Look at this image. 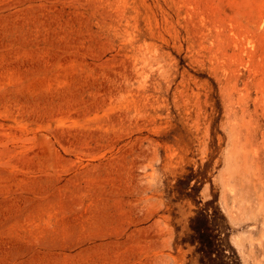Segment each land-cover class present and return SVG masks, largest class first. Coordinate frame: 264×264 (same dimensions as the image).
<instances>
[{
	"label": "rangeland",
	"instance_id": "rangeland-1",
	"mask_svg": "<svg viewBox=\"0 0 264 264\" xmlns=\"http://www.w3.org/2000/svg\"><path fill=\"white\" fill-rule=\"evenodd\" d=\"M0 264H264V0H0Z\"/></svg>",
	"mask_w": 264,
	"mask_h": 264
},
{
	"label": "trees",
	"instance_id": "trees-1",
	"mask_svg": "<svg viewBox=\"0 0 264 264\" xmlns=\"http://www.w3.org/2000/svg\"><path fill=\"white\" fill-rule=\"evenodd\" d=\"M195 231L199 234L200 233V230L198 229V228H196L195 229ZM199 236H200V234H199ZM203 246V249L206 247V246H204V244L202 245ZM207 250V249H206ZM208 251V250H207Z\"/></svg>",
	"mask_w": 264,
	"mask_h": 264
}]
</instances>
